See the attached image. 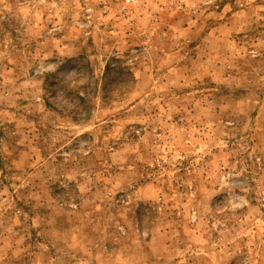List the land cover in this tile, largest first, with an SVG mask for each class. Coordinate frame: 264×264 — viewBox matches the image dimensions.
Here are the masks:
<instances>
[{"label":"rangeland","instance_id":"1","mask_svg":"<svg viewBox=\"0 0 264 264\" xmlns=\"http://www.w3.org/2000/svg\"><path fill=\"white\" fill-rule=\"evenodd\" d=\"M0 264H264V0H0Z\"/></svg>","mask_w":264,"mask_h":264}]
</instances>
